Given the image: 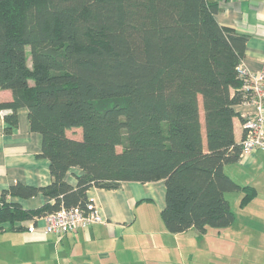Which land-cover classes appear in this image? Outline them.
Returning a JSON list of instances; mask_svg holds the SVG:
<instances>
[{
  "label": "trees",
  "instance_id": "trees-1",
  "mask_svg": "<svg viewBox=\"0 0 264 264\" xmlns=\"http://www.w3.org/2000/svg\"><path fill=\"white\" fill-rule=\"evenodd\" d=\"M217 11V0H0V90L12 95L0 102L4 131L26 108L51 175L1 191L0 230L84 207L90 187L124 181H164L170 233L234 222L225 192L241 190L240 206L256 194L224 171L241 151L233 120L247 37ZM75 128L80 137L67 133ZM37 194L47 200L35 208L9 200Z\"/></svg>",
  "mask_w": 264,
  "mask_h": 264
},
{
  "label": "crops",
  "instance_id": "crops-1",
  "mask_svg": "<svg viewBox=\"0 0 264 264\" xmlns=\"http://www.w3.org/2000/svg\"><path fill=\"white\" fill-rule=\"evenodd\" d=\"M217 1V21L247 37L242 63L253 71L264 72V0ZM11 98L10 90H0V102ZM245 108L241 104L235 106L238 113ZM2 110L0 193L17 181L34 186L48 185L51 182L49 161L39 155L41 137L30 130L27 109L17 111L18 124L10 133L4 131L7 124ZM233 123L234 139L240 143L243 136L240 115ZM224 171L239 185L255 188L256 194L247 204L240 206L243 192L239 189L225 192V198L229 203L234 202L237 211H244L247 219L253 220L254 227L241 228L240 232L260 234L264 231V150H254L226 163ZM79 172L71 168L66 179L74 184ZM164 195L163 180L124 181L114 189L92 186L87 190V198L98 205L104 218L102 222L61 236L45 232L42 217L24 221L22 229H11L10 223L4 222L0 230V261L2 264H29L33 260L34 264H161L162 258L172 253L167 250L168 245L171 250L177 248L178 237L182 235L168 232L157 218L156 212L165 204ZM9 200L18 202L22 208H35L47 197L37 194L26 199L9 197ZM31 224L35 227L33 230L27 228ZM165 237H169V244Z\"/></svg>",
  "mask_w": 264,
  "mask_h": 264
},
{
  "label": "rangeland",
  "instance_id": "rangeland-1",
  "mask_svg": "<svg viewBox=\"0 0 264 264\" xmlns=\"http://www.w3.org/2000/svg\"><path fill=\"white\" fill-rule=\"evenodd\" d=\"M200 112L203 120L201 104ZM67 133L80 137L81 129H69ZM230 203L235 216L233 223L223 228L208 227L203 233L194 228L181 232L178 247H174L172 251L168 245L167 250L172 253L163 257L161 264H264V231L260 234L240 232L241 228H251L255 225L252 219L244 216V211L235 209L237 207L232 200ZM156 215L160 223H163L160 209ZM241 216L244 219H241ZM168 238L165 237L166 244H169ZM29 264H34V260Z\"/></svg>",
  "mask_w": 264,
  "mask_h": 264
},
{
  "label": "built area",
  "instance_id": "built-area-1",
  "mask_svg": "<svg viewBox=\"0 0 264 264\" xmlns=\"http://www.w3.org/2000/svg\"><path fill=\"white\" fill-rule=\"evenodd\" d=\"M236 71L241 81L240 90L245 97L240 104L246 107L240 111L243 136L240 141L239 157H242L254 150H264V72L253 71L242 62L236 66ZM8 111V109L2 110L3 114ZM42 218L43 230L58 236L104 220L99 207L90 199L84 207H61ZM27 228L33 230L35 227L31 224Z\"/></svg>",
  "mask_w": 264,
  "mask_h": 264
}]
</instances>
